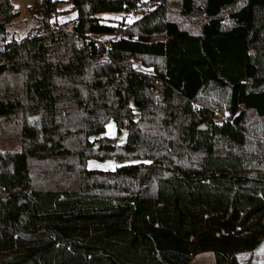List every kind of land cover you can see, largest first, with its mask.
<instances>
[{"label":"trees","instance_id":"obj_1","mask_svg":"<svg viewBox=\"0 0 264 264\" xmlns=\"http://www.w3.org/2000/svg\"><path fill=\"white\" fill-rule=\"evenodd\" d=\"M69 1L71 30L50 22L57 0H41L43 31L0 45V76L22 85L0 98V117L21 114L23 143L0 153V264H189L208 251L240 264L264 241V155L245 151L248 114L264 120V0H179L184 17L203 3L197 33L167 18L168 0H150L129 28L97 15L140 0ZM16 16L0 0V40ZM109 119L126 128L123 144L101 136ZM72 153L76 185L33 186L30 158ZM109 156L114 170L86 167Z\"/></svg>","mask_w":264,"mask_h":264},{"label":"rangeland","instance_id":"obj_2","mask_svg":"<svg viewBox=\"0 0 264 264\" xmlns=\"http://www.w3.org/2000/svg\"><path fill=\"white\" fill-rule=\"evenodd\" d=\"M13 10L17 13L6 27L4 40H0V45L6 40L19 41L28 33L40 34L43 29L40 25V4L41 0H11ZM140 5L129 12H106L98 14L102 23L112 26L130 27L131 24L139 19L148 10L152 9L150 0H140ZM72 4L69 0H57L56 14L51 19V24L63 30H71L76 19V11L72 10ZM167 18L175 21L182 29L192 33H197L201 24L207 20L203 11V3L201 7L191 13L189 16H182L179 11V0H168L167 2ZM233 25V21L224 19L222 28L228 29ZM93 38L106 42L110 39H117L119 34L115 35H92ZM10 38V39H9ZM1 39V38H0ZM146 62L140 59H132V68L145 73H152V67L146 66ZM21 77L20 75H2L0 76V98H13L21 93ZM209 100L221 102V96L211 93ZM139 116L135 112V118ZM223 119L217 114V120ZM247 126H249L248 141L245 146L246 154L252 157H260L264 155V120L257 118L253 113H249L247 117ZM21 114L17 113L9 116L7 119L0 117V153L16 152L23 147L21 135ZM127 130L122 127L118 132V126L113 119H109L105 123V131L101 136L112 138L115 143L123 144L126 139ZM100 135L90 136L88 140L93 142L92 149H99L98 138ZM76 136L71 140L73 148H76L79 142ZM72 148V147H71ZM223 148H227L224 146ZM74 152V150H72ZM190 157L186 154V158ZM134 162V161H131ZM121 163L113 156L97 159L90 157L86 160L88 169L114 170ZM79 159L72 153L63 159L41 161L34 158L29 159V169L31 173L32 184L35 188H51L58 186H73L80 179L78 169L80 167ZM69 169V171H67ZM240 264H264V242L254 252L241 253L237 256ZM190 264H215L214 255L211 251L203 252L196 255Z\"/></svg>","mask_w":264,"mask_h":264},{"label":"water","instance_id":"obj_3","mask_svg":"<svg viewBox=\"0 0 264 264\" xmlns=\"http://www.w3.org/2000/svg\"><path fill=\"white\" fill-rule=\"evenodd\" d=\"M10 39V38H9ZM198 130L200 131H204L207 129V127L204 125V124H200L198 127H197Z\"/></svg>","mask_w":264,"mask_h":264},{"label":"crops","instance_id":"obj_4","mask_svg":"<svg viewBox=\"0 0 264 264\" xmlns=\"http://www.w3.org/2000/svg\"><path fill=\"white\" fill-rule=\"evenodd\" d=\"M263 242H264V241H263ZM263 242H262V243H263ZM262 243H261V244H262ZM261 244H260V245H261ZM260 245H259V246H260ZM259 246H258V247H259ZM258 247H257V248H258ZM257 248H256L255 250H257ZM255 250H254V251H255ZM254 251H253V252H254ZM189 264H190V263H189Z\"/></svg>","mask_w":264,"mask_h":264}]
</instances>
